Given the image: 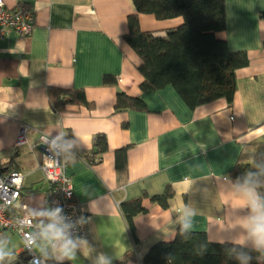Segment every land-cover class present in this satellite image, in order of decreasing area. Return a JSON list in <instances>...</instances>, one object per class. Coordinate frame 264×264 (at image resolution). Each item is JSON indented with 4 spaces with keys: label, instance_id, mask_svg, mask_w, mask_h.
I'll return each mask as SVG.
<instances>
[{
    "label": "crops",
    "instance_id": "crops-1",
    "mask_svg": "<svg viewBox=\"0 0 264 264\" xmlns=\"http://www.w3.org/2000/svg\"><path fill=\"white\" fill-rule=\"evenodd\" d=\"M3 2L31 8L34 25L29 36L8 31L0 39V171L10 162L22 173L20 202L42 221L48 184L34 145L40 135L60 141L64 173L85 211L87 235L74 239V259L59 258L39 234L35 253L65 264H101V256L118 264L132 252L134 259L122 264H142L153 244L171 240L182 226L205 232L211 242L239 245L244 264L264 263V247L245 227L251 209L243 190L250 186L229 178L240 153L264 143V0H224L225 28L216 37L231 51H245L248 64L236 70L231 105L218 98L194 109L170 86L140 89L141 59L124 39L127 17L135 13L132 0ZM138 23L142 31L163 36L182 18L139 13ZM48 87L82 89L92 107L68 105L57 112ZM118 90L141 98L146 108L114 110ZM21 126L28 128L26 142L18 145ZM98 133L105 135L107 150L92 163ZM167 186L172 196L166 207L150 200ZM143 193L146 211L133 219L134 240L120 203ZM1 237L0 249L9 255L0 264H17L22 241L10 231Z\"/></svg>",
    "mask_w": 264,
    "mask_h": 264
},
{
    "label": "trees",
    "instance_id": "trees-1",
    "mask_svg": "<svg viewBox=\"0 0 264 264\" xmlns=\"http://www.w3.org/2000/svg\"><path fill=\"white\" fill-rule=\"evenodd\" d=\"M135 13L128 15V32L124 39L141 59L138 66L143 76L140 89L143 92L172 87L189 109L218 98H225L232 104L236 90V70L248 64L245 51H231L226 42L216 37L225 28L224 0H132ZM151 14L156 19L181 17L182 23L167 29L165 35L142 31L138 14ZM264 19V11L261 12ZM107 81V79H106ZM49 104L57 112L68 105L92 107L82 89L47 88ZM144 101L122 91L116 92L114 110H144ZM107 150L104 134L92 138V151L88 159L98 162ZM124 152V149L120 152ZM0 174L12 168L6 163ZM229 178L235 184L254 188L264 199V143H256L253 151H242ZM143 193L138 198L120 203V210L129 233L135 240L133 219L144 213ZM172 196L169 186L162 194L153 195L150 200L162 207ZM48 256V263L55 259ZM22 258L19 255L16 262ZM134 259L132 252H126L118 264ZM142 264H244L242 249L233 243H217L208 240L203 231H189L179 226L169 241L153 244L142 258ZM248 264H264L250 260Z\"/></svg>",
    "mask_w": 264,
    "mask_h": 264
},
{
    "label": "built area",
    "instance_id": "built-area-1",
    "mask_svg": "<svg viewBox=\"0 0 264 264\" xmlns=\"http://www.w3.org/2000/svg\"><path fill=\"white\" fill-rule=\"evenodd\" d=\"M34 25V12L25 5L10 8L0 0V39L8 31H14L22 36H29ZM27 126H21L18 131L16 143L26 142ZM40 153V169L48 184L44 192L46 211L59 208L60 217L66 232L73 240L84 238L87 235L85 211L75 199L70 179L64 173L62 142L53 140L45 135H40L34 145ZM23 175L19 170H10L0 174V241L4 232L15 233L22 241V256L18 264H65L54 260L48 263L46 254L38 255L34 251L40 232V225L51 221L44 216L42 221L36 220L24 203L20 202L23 194ZM29 240L35 243L30 244ZM53 249L52 244L49 243ZM58 247V246H57ZM54 250V249H53Z\"/></svg>",
    "mask_w": 264,
    "mask_h": 264
},
{
    "label": "clouds",
    "instance_id": "clouds-1",
    "mask_svg": "<svg viewBox=\"0 0 264 264\" xmlns=\"http://www.w3.org/2000/svg\"><path fill=\"white\" fill-rule=\"evenodd\" d=\"M246 202L251 209V215L245 224L249 236L253 239L257 247H264V199H262L251 187H245L243 190ZM60 209L53 211L41 212L39 215L46 216L51 221L48 224L40 225V237L49 241L54 250L60 253L61 259H74L76 243L70 238L66 232V227L62 223L60 217ZM187 227V225H186ZM29 243H35L34 240H29ZM58 246V247H57ZM9 255V253L0 249V261ZM101 264H107L104 257L100 258Z\"/></svg>",
    "mask_w": 264,
    "mask_h": 264
},
{
    "label": "rangeland",
    "instance_id": "rangeland-1",
    "mask_svg": "<svg viewBox=\"0 0 264 264\" xmlns=\"http://www.w3.org/2000/svg\"><path fill=\"white\" fill-rule=\"evenodd\" d=\"M2 241H0V244H1Z\"/></svg>",
    "mask_w": 264,
    "mask_h": 264
}]
</instances>
